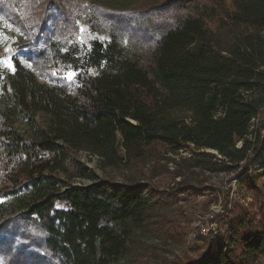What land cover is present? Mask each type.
I'll return each instance as SVG.
<instances>
[{
  "label": "trees",
  "instance_id": "trees-1",
  "mask_svg": "<svg viewBox=\"0 0 264 264\" xmlns=\"http://www.w3.org/2000/svg\"><path fill=\"white\" fill-rule=\"evenodd\" d=\"M41 1L54 8L42 14L41 44L24 46L31 47L27 57L77 76L71 87L49 84L18 56L0 73V199L24 188L33 192L19 209L0 203V257L9 264H111L124 253L134 226L171 234L165 207L177 188L129 176L69 184L45 173L53 165L47 155L67 161L73 176L86 177V165L68 161L70 150L124 168L143 163L162 144L176 153L192 148L194 171L241 167L237 178L259 199L262 215L257 219L240 204L220 220L226 225L222 239L198 236L207 250L180 264L256 263L264 256V184L257 181L264 162L256 174L249 163L264 149V0H231V7L226 0H162L145 10L149 18L96 0ZM9 5L0 0V11L25 29L24 16ZM214 17L216 31L207 25ZM82 19L97 30L105 25L110 37L94 41L84 63L79 44L65 39ZM38 111L49 115L47 124L37 121ZM17 115L27 118L33 139L16 125ZM254 118L255 139L249 136ZM176 173L184 191L196 189L181 170Z\"/></svg>",
  "mask_w": 264,
  "mask_h": 264
},
{
  "label": "rangeland",
  "instance_id": "rangeland-1",
  "mask_svg": "<svg viewBox=\"0 0 264 264\" xmlns=\"http://www.w3.org/2000/svg\"><path fill=\"white\" fill-rule=\"evenodd\" d=\"M14 6L17 11L24 16L25 29L22 24L15 23L10 18L0 11V73L7 69H12L7 66V63L13 64V57L18 56L23 63L31 68L37 77L49 84L66 83L69 87L75 83L77 73L73 69L55 67L52 64L46 63L44 66H36L28 59L26 52L31 50L29 44L41 43L37 41V37L43 38L40 33V28L44 25L42 14L49 8L52 10L53 5L48 1L42 2L41 0H3ZM114 11L135 10L138 13V18H149L148 14H144L145 10L156 2L162 0H96ZM202 3L205 0H198ZM229 7L232 6L231 0H226ZM86 2V1H85ZM20 3L19 7L17 4ZM87 8L91 9L90 3H85ZM18 6V7H16ZM171 6H175L171 4ZM178 9L177 7H174ZM60 14L57 8L53 11L55 16ZM142 15V17H140ZM48 21V26L52 27L54 23L53 18ZM56 19V18H55ZM77 29L75 32L65 37L69 42H77L80 46L79 56L81 62L84 63L88 54L91 51L92 44L96 40L107 41L110 39L105 25H102L101 30L92 28L87 24L84 19L78 21ZM207 25L212 30H218L219 18L207 19ZM58 27L63 26L61 24ZM85 31L81 32V28ZM26 43V44H25ZM7 62V63H6ZM92 73H96V69L89 67ZM74 72L75 76L72 79L66 77V73ZM35 118L41 124H47L49 115L43 111H38ZM259 118L255 120L254 126L250 131V138L255 139L257 124ZM16 125L20 130L25 131L30 139L35 137V130L29 127L26 117L17 115ZM241 145V141L237 142ZM216 151V150H215ZM264 149L250 161L249 172L256 174L262 169L264 162ZM193 154V149L190 147L182 146L178 153L172 147L158 144L157 150L148 155L143 163L133 164L129 167H115L103 166L100 158L93 155L86 150H70L68 161H78L88 167L91 176L77 177L73 176L70 168L66 167L67 161L61 162L59 158L47 155L45 158H51L52 168L45 171L52 173L55 176L65 179L69 184H89L95 178H112L123 180L126 177L141 178L143 180H150L152 184L161 189L177 188L178 195L172 196V201L166 207L167 221L170 222V229L173 231L171 234H163L155 231L156 228H147L134 226L130 234V239L127 242V248L124 253L117 259L112 261L111 264H180L190 256H199L208 248L207 242L199 239V237L213 236L216 239H222L226 230V225H222L220 220H224L227 215H231L233 210L235 212L239 205H243L253 212H257V219H261L262 215L259 213V199H256L254 194L241 182V178H237V170L230 172L212 173L209 171H194L190 167L189 158ZM55 158V159H53ZM245 165L244 163L241 164ZM181 170L189 181L197 187L194 190L184 191L186 186L179 184L183 180L182 176H178L176 171ZM258 183L262 186L264 184V174L257 177ZM33 192L31 188H24L17 194L11 195L0 199L5 207L12 211L19 209L23 201L30 198ZM229 195V200L227 196ZM176 198V199H175ZM59 207H63V203H58ZM233 216V215H231ZM157 215L151 219V224H157ZM203 227H210V232L207 235L200 234ZM199 236V237H198ZM0 264L6 263L0 257ZM254 264H264V256L261 257Z\"/></svg>",
  "mask_w": 264,
  "mask_h": 264
},
{
  "label": "snow or ice",
  "instance_id": "snow-or-ice-1",
  "mask_svg": "<svg viewBox=\"0 0 264 264\" xmlns=\"http://www.w3.org/2000/svg\"><path fill=\"white\" fill-rule=\"evenodd\" d=\"M84 31H85V29L82 27V28H81V32H84ZM6 63H7V62H6ZM7 66H8L9 68H13V67H14V65L11 64V63H7ZM65 75H66V77H67L68 79H72V78L75 76V73H74V72H68V73H66Z\"/></svg>",
  "mask_w": 264,
  "mask_h": 264
},
{
  "label": "built area",
  "instance_id": "built-area-1",
  "mask_svg": "<svg viewBox=\"0 0 264 264\" xmlns=\"http://www.w3.org/2000/svg\"><path fill=\"white\" fill-rule=\"evenodd\" d=\"M253 121H255V118L253 119ZM264 154V152H263ZM208 232H210V227H203L201 230H200V234L202 235H207Z\"/></svg>",
  "mask_w": 264,
  "mask_h": 264
},
{
  "label": "water",
  "instance_id": "water-1",
  "mask_svg": "<svg viewBox=\"0 0 264 264\" xmlns=\"http://www.w3.org/2000/svg\"><path fill=\"white\" fill-rule=\"evenodd\" d=\"M210 151L216 152L215 150L211 149Z\"/></svg>",
  "mask_w": 264,
  "mask_h": 264
}]
</instances>
